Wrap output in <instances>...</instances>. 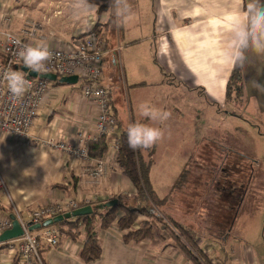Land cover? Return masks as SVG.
<instances>
[{
	"label": "crops",
	"instance_id": "crops-1",
	"mask_svg": "<svg viewBox=\"0 0 264 264\" xmlns=\"http://www.w3.org/2000/svg\"><path fill=\"white\" fill-rule=\"evenodd\" d=\"M90 2L99 5L98 11L81 18L73 15L70 0H0V27L27 43L45 39L50 49H61L97 23L103 25L102 35L112 46L106 49L99 85L110 92L117 135L136 121L165 129L164 139L141 151L143 160L152 164L150 181L159 198L170 196L180 174L171 182L163 173L168 181L161 184L167 187L162 195L156 189L160 184L157 171H178L187 160L186 168L192 156L187 159L182 151L188 146L195 156L204 140L219 144V121L223 123V139L232 138L230 144L222 139L224 146L250 158L249 147L246 151L239 134L262 136L258 124L264 123V94L253 87V82L264 83V55L248 52L245 67L233 69L219 54L232 17L247 0H129L135 16L119 29L112 22L107 25L113 17L106 0ZM33 25H37L36 30ZM2 54L0 49V66ZM238 69L246 86L243 115H235L234 105L226 97L230 77ZM73 86L55 85L50 89L29 141L0 132V175L9 194L5 196L0 190V216H13V205L26 212L64 201L77 202L83 208L119 197H137L136 187L116 163L113 143L102 160L76 159L44 144L53 139L88 146L100 137L97 105L82 97L80 87ZM145 101L172 115L163 123L142 117L139 105ZM236 119L245 121L246 128L233 126ZM204 126L206 135L202 133ZM197 140L203 142L196 145ZM237 141L241 142L239 148ZM160 147L165 148L161 154ZM98 162L103 163L104 174L96 179L91 171ZM123 235L125 232L116 224L99 230L102 254L93 263L80 258L84 235L78 241L61 237L56 248L44 243L42 258L45 264H192L161 237L135 245L125 243ZM244 252L239 256L251 264L253 256ZM224 256L228 261V254ZM0 264H14L8 250L0 251Z\"/></svg>",
	"mask_w": 264,
	"mask_h": 264
},
{
	"label": "trees",
	"instance_id": "trees-1",
	"mask_svg": "<svg viewBox=\"0 0 264 264\" xmlns=\"http://www.w3.org/2000/svg\"><path fill=\"white\" fill-rule=\"evenodd\" d=\"M107 23L109 26L112 22ZM102 24L97 23L94 27V31L98 35H102ZM107 47L109 48V40L106 39ZM6 61V57L2 54V64ZM54 85H60L55 82ZM246 86L244 76L241 70H235L228 82L226 97L227 101L236 108L245 109L246 105ZM251 124V122L248 120ZM254 125V124H252ZM213 153L218 154L222 152L228 156L223 158L225 167L221 171V175L217 179L216 193L218 194V200L220 211L224 210L227 218L235 221L238 219L239 214L244 206L245 198H243L242 190H245L247 184L245 181L246 168H250L251 174L254 172V165L252 160L248 156L241 155L234 151L229 150L221 143H212ZM110 148V142L106 136L99 137L95 141H91L88 144L89 156L95 160H102ZM142 149L133 150L129 148L127 142L126 130L122 131L119 135V145L117 149L116 163L119 168L125 173V175L131 180L137 189V197L135 199H126L125 197H119L116 200L118 203L109 208L98 210L94 205L92 208L94 212L90 216H83L79 218H73L65 220L54 227L58 229L60 238L66 237L73 241H78L82 235H84L83 247L80 252V258L85 263H93L100 259L102 254L101 241L99 238V230L106 231L111 228L113 224H116L121 232H125L123 240L125 243H133L139 245L144 241H150L155 238L157 227L159 224L163 225V230L173 241V245L186 257L192 264H225L228 261L218 258L215 261L211 258L204 248H200L198 243V237L184 225L176 222L173 218L163 215L159 211H156L159 206H163L167 197L161 199L156 194L151 181V167L152 164L143 160L141 156ZM226 156V155H225ZM190 163L186 166L185 170L178 177L172 192L181 190L188 184ZM202 166V165H201ZM253 176H249L248 182L252 181ZM174 189V190H173ZM184 189V188H183ZM135 204H128V203ZM141 217H147L150 221L143 222L138 228V219ZM217 225L218 229L224 230L228 226ZM228 230V234L232 230ZM161 229H159L160 231ZM219 232V231H218ZM223 235V234H222ZM216 238V235L211 234L208 238L212 244L214 241L225 240V238ZM184 239L185 242L182 240ZM202 240V239H201ZM188 242V243H187ZM223 250V249H222ZM218 251V250H217ZM212 252H216L215 249ZM211 252V253H212ZM42 254V251H41ZM226 258V257H224ZM220 259V260H219Z\"/></svg>",
	"mask_w": 264,
	"mask_h": 264
},
{
	"label": "built area",
	"instance_id": "built-area-1",
	"mask_svg": "<svg viewBox=\"0 0 264 264\" xmlns=\"http://www.w3.org/2000/svg\"><path fill=\"white\" fill-rule=\"evenodd\" d=\"M36 26H32L33 30L37 29ZM94 27L72 44H67L61 49H51L54 59L49 63V71L46 74H54L58 79L70 76L78 77L82 97L93 101L98 107L96 127L99 136H106L110 144L113 143L117 150L119 145L118 122L112 114L110 92L99 85L102 79V65L107 43L103 35H98L94 31ZM16 40L22 44H29L0 27V49L6 57V61L0 66V71L8 66L21 71L20 67L23 66V63L18 56L19 45L14 43ZM25 76L31 82V87L20 99H14L11 96L6 81L0 78V132L14 136L22 142L29 141L45 98L50 89L55 86V82L34 79L26 74ZM44 144L50 148L62 150L76 159L88 160L90 158L87 145H67L53 139L44 142ZM103 174L104 165L102 162H98L91 171V176L97 179ZM0 190L5 196H9L1 175ZM80 207L77 202L64 201L24 212L13 205V216L21 226L23 236L7 242H0V251L8 250L13 256L14 264H45L41 254L42 245L45 243L50 248H56L59 245V231L54 226L39 231H30V227L40 225L48 219L75 211ZM12 227L11 218L0 216V236L5 231L11 230Z\"/></svg>",
	"mask_w": 264,
	"mask_h": 264
},
{
	"label": "rangeland",
	"instance_id": "rangeland-1",
	"mask_svg": "<svg viewBox=\"0 0 264 264\" xmlns=\"http://www.w3.org/2000/svg\"><path fill=\"white\" fill-rule=\"evenodd\" d=\"M106 1L110 4V0ZM111 46L110 43L109 48ZM119 73L118 75L120 76ZM60 86H67L65 88L69 89L74 87L73 85ZM75 87H79V85L77 84ZM232 111L235 112V115H243L244 113V109L236 108V106L232 108ZM232 121L234 122V120ZM236 121L237 122H234L235 125L231 124L240 127L246 126L244 125L246 124L245 121H239V119H236ZM222 125L223 123L221 121L217 124L221 137L218 141L222 144L223 141L224 143L230 144L232 142L231 137L226 139L222 137L225 136L222 134L224 132L222 130ZM258 128H262V136L260 137H255L251 134L250 136H252V138H250L246 132L239 134V138L244 143L246 151L249 147L250 159L254 162L253 165L255 169L253 174H251L250 168H246V177L243 182L247 184V186L245 190H242L245 202L238 219L233 225V229L231 227L234 220L227 218L228 213L221 215V213L225 212L224 210L220 211L219 203L217 202L218 194L216 193V181L221 175V171L225 167L224 165H226L224 162L222 163V160L230 156H228L227 152L225 154L226 156L222 155V152L218 154L213 153L214 151L211 152L212 145H214L212 144L213 142L197 140L196 145H200L203 142V146L196 152L195 156L191 153L193 149H191L190 146L182 151V155L185 158L189 159L192 156L189 161V175L187 177L189 182L186 187H183L184 189L181 188L179 191L177 189L172 192L171 189L170 196L167 197L164 205L156 209V211H159L163 215H167L176 222L186 226L193 235L198 237L199 246L209 252L208 254L213 260L215 259V261L218 260V258L223 259V261L227 259L224 258V253H226L229 256L227 264H250L248 259L239 256V252L244 254V251H247L253 256V260H251L253 262L251 264H264V123H259ZM202 133L204 135L207 133L205 126L203 127ZM230 135H233L232 131ZM240 143L241 142L237 141L236 147L239 148ZM164 149L163 147L158 148L160 154ZM232 150L234 149L232 148ZM235 152L237 153L238 150L236 149ZM186 161L181 165L178 171H157V178L160 179V184L156 185V189L160 194L163 195L167 189V187H163L161 184L163 182L167 183L168 180H166V178L168 176L171 178L172 182L177 174H181L184 171V165L187 163ZM163 173L166 174V178L164 179ZM251 175L253 176L252 181L248 182V178ZM128 204L132 205L135 203L130 202ZM148 220L150 221L147 217L139 218V226ZM227 222V228L224 230L218 229L217 225L221 224L226 226ZM159 229H164L163 225H158L154 239L161 237L165 239L167 243L175 244L164 230L159 231ZM230 229L232 230L229 235H227ZM211 234L216 235V238H225V240L217 239V241H214L215 243L213 245L216 252H212V242L208 239ZM182 240L185 242L184 239Z\"/></svg>",
	"mask_w": 264,
	"mask_h": 264
},
{
	"label": "clouds",
	"instance_id": "clouds-1",
	"mask_svg": "<svg viewBox=\"0 0 264 264\" xmlns=\"http://www.w3.org/2000/svg\"><path fill=\"white\" fill-rule=\"evenodd\" d=\"M70 7L76 17H92L98 11L99 5L90 0H70ZM109 11L112 14L113 27L119 29L134 16L129 0H110ZM19 45L18 56L24 68L39 75L49 71V63L54 59V53L45 39H36L32 43ZM248 52L264 55V0H247L232 17L229 32L220 43V56L223 61L233 67L244 68L248 62ZM0 78L7 83L9 93L14 99H20L31 87L25 73L8 66L0 71ZM253 87L264 94V83L253 82ZM140 115L150 121H167L172 115L170 111L157 108L148 101L139 105ZM129 148L150 149L165 137V129L152 126L150 123L136 121L129 123L126 129ZM0 154V159H2Z\"/></svg>",
	"mask_w": 264,
	"mask_h": 264
},
{
	"label": "water",
	"instance_id": "water-1",
	"mask_svg": "<svg viewBox=\"0 0 264 264\" xmlns=\"http://www.w3.org/2000/svg\"><path fill=\"white\" fill-rule=\"evenodd\" d=\"M17 69L18 68H16V70ZM20 69L26 75H28L29 77L34 78V79L47 80L50 82H58L60 85H77L78 84V77L77 76L63 77V78L58 79L57 76L54 74L39 75L35 72L30 71L27 68H24V66L20 67ZM117 203H118L117 200H112L106 204H102V205L97 206V209L103 210L105 208L113 207ZM93 212H94V209L92 208V206H86L83 208H79V209L72 211L70 213H66L64 215L57 216L53 219H48L40 225L31 226L30 231H39L43 228H48V227H52V226H55L57 224H60L61 222L65 221V220H70L73 218H79V217H83V216H90L93 214ZM10 218L13 221V227L11 230L5 231L0 236V242H7V241L14 240V239H17V238L23 236V230H22L21 226L19 225V223L15 220V217L11 216Z\"/></svg>",
	"mask_w": 264,
	"mask_h": 264
}]
</instances>
